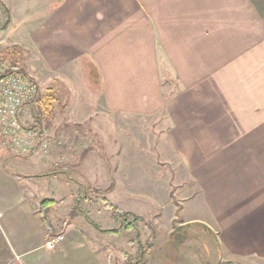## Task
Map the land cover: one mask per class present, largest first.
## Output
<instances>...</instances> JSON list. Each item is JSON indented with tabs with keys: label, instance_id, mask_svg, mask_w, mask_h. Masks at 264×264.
Masks as SVG:
<instances>
[{
	"label": "crops",
	"instance_id": "0c3cea01",
	"mask_svg": "<svg viewBox=\"0 0 264 264\" xmlns=\"http://www.w3.org/2000/svg\"><path fill=\"white\" fill-rule=\"evenodd\" d=\"M5 4L11 21L0 30V51L20 45L22 63L30 54L31 72L26 71L39 85L41 106L57 99L43 94L42 86L74 89L95 71L96 85H87L101 93V112L151 117L154 124L164 120L157 151L167 167L177 164L198 189L184 198L182 231L173 239L150 234L144 249L140 243L134 247L131 264H219L222 258L264 264V0ZM0 62V72L5 63L11 65L1 54ZM170 79L173 92L165 90ZM30 104L20 112L25 126ZM74 131L81 133L72 127L51 132L46 152L38 146L27 155L3 147L0 133V264H109L103 231L80 215L60 229L52 216L58 209L66 210L61 216L70 213L74 197L80 198L74 191L91 153L98 154L94 175L106 167L96 148L70 141ZM55 133L65 137L64 144ZM131 147L115 157L121 160L114 185L120 201L143 193L125 163L135 159ZM42 199L54 200L47 214L56 233L64 235L54 249L43 246L56 233L44 226ZM134 206L128 208L139 213ZM145 214L160 217L153 210ZM111 220L109 229L116 227L114 216ZM128 231L136 234L134 228ZM111 233L122 252L121 230Z\"/></svg>",
	"mask_w": 264,
	"mask_h": 264
},
{
	"label": "rangeland",
	"instance_id": "374dc122",
	"mask_svg": "<svg viewBox=\"0 0 264 264\" xmlns=\"http://www.w3.org/2000/svg\"><path fill=\"white\" fill-rule=\"evenodd\" d=\"M4 2L10 5H18L19 0H4ZM4 19H6V13L0 4V22ZM29 56L30 54L26 53V60L23 63L21 62V67L30 71L31 58ZM1 65L2 62H0ZM3 66L4 71L6 69L5 66L10 67L7 63ZM95 73V71L91 73L93 78H95ZM91 76L86 74V83L79 77L81 80L79 83H83L74 89L71 86L60 84H53L52 87L50 84L42 86L43 94L49 97H56L57 99H46L43 106L37 102L38 100L30 104L31 119L26 126H33L38 123H41L44 127L46 126V131L43 133L47 134L46 136L51 143H53L51 132L70 127L80 130L81 133L79 134L74 131L75 135L72 136V140L70 141L87 144L90 149L96 148L102 156H105L106 167L103 168V174L96 172L94 175L93 172L99 169V166H97L98 154L91 153L94 156L91 159L90 167L85 171L86 174L83 175V179L81 178L82 183L79 186V190L75 189L74 191V195H78L80 198L74 197L75 206L70 213L61 216L66 210L58 209L55 210L56 212H53L52 216L56 218L54 220L60 229L76 217V215L82 216L80 219L84 222L86 220H92L100 227L109 229L108 227L114 226V221L111 220L113 216L116 222L115 226L117 227L119 225L113 206H117L124 212H129L130 215L122 216V219L137 223L136 228H134L136 234L128 231V228L121 229L122 252H119L116 246L117 244L115 245L114 243L113 233H102L100 235V241L107 245L104 256L109 264H119L118 260L121 256L123 258L122 264H131V261L126 262L127 259L125 261V256L130 257V260L133 261L135 259L134 249L138 246V243H140L139 249L142 250L144 246L146 247L150 243L152 234L158 240L173 239L182 231L178 223L184 215L181 209L187 204L184 198L196 194L198 189L191 180L184 176L182 168L178 167L177 164H169L167 167V164L164 162L165 157L157 151L160 136H162L159 129H161V132H164L162 130L163 126H165L164 120H158L154 124L155 119L151 117L140 118L124 114L118 117V115H114L108 110L102 113L101 111L104 108H102L101 93L96 91V88L92 87L91 84L87 85V82L96 85ZM168 82L171 85L166 86L165 90L167 92H173L176 89L174 81L170 79ZM36 84L39 89L37 82ZM55 134H58L59 137L62 136L61 133ZM65 141V137L62 136L58 143L64 144ZM129 146H132V152L129 153H134L135 159L126 160L125 163L127 168H130L139 178L138 189L143 191V193H139L140 195L136 199H122L120 201V199H115L114 185L116 181L115 171H118L120 168L121 160L119 158L115 159V157L122 149H129ZM93 161L95 163H92ZM69 169L72 171L75 170ZM75 176L78 175L75 174ZM147 191L152 193L154 197L147 199L150 196V193H148L149 196L146 195ZM51 204L47 203L44 206V213L49 223L51 221L47 213ZM109 204L113 206H109ZM130 205H135L134 207L139 213H135L129 209L128 207ZM152 210L154 213L160 212L158 219L155 215L145 214ZM140 212H144V214H140ZM134 214L137 220H133ZM90 224L94 230H99L92 223ZM152 225L157 230L153 231L151 229L153 228ZM79 229L81 230V228ZM51 232L53 234L56 233L53 225ZM144 240L148 241V243H144ZM170 257L172 258L173 254ZM228 263L237 264L234 260L225 258H222L221 262H219V264Z\"/></svg>",
	"mask_w": 264,
	"mask_h": 264
},
{
	"label": "built area",
	"instance_id": "2783aa9c",
	"mask_svg": "<svg viewBox=\"0 0 264 264\" xmlns=\"http://www.w3.org/2000/svg\"><path fill=\"white\" fill-rule=\"evenodd\" d=\"M37 90L36 82L21 74L14 73L0 78L2 146L18 155H27L38 146L46 152L51 144L47 134L25 126L20 119L22 107L36 96ZM63 239L64 235L58 233L46 240L43 246L54 249Z\"/></svg>",
	"mask_w": 264,
	"mask_h": 264
},
{
	"label": "trees",
	"instance_id": "16d2710c",
	"mask_svg": "<svg viewBox=\"0 0 264 264\" xmlns=\"http://www.w3.org/2000/svg\"><path fill=\"white\" fill-rule=\"evenodd\" d=\"M0 4L4 8V11L6 13L5 21L0 24V30H3L6 27H8V25L10 24L11 13H10V9L5 4L4 0H0ZM21 52H22V49H21V47L19 45H13V46L7 47V48H5V49H3L1 51V56L4 59H10L11 65H10V67L7 70H5L2 74H0V78L4 77L6 75H9V74L17 73V74H21L23 76H26V77H29V78L33 79L32 77H30L28 75L27 71L24 68L21 67V60H22ZM39 98H40V93H39V89H38L36 96L32 100L28 101L26 104L33 103V102L37 101ZM29 128H32V129L37 128L40 131H42L41 123H38V124L33 125V126H29ZM53 201L54 200H52V199H44L41 202V208H40L41 218H42V221H43L44 226H45L47 231H52V225H51V223H49L47 221V218H46L45 213H44V206L47 203H53ZM109 206H113V205L109 204ZM113 208H114V211L116 212L117 219L119 221V225L117 227L111 228V229H104V228L100 227L98 224H96L95 222H93L92 220H89L90 223H92L97 229H99V230H101L103 232H118L122 228H128V229L132 228V227L136 228V226H137L136 222H134V221L133 222H128L125 219L124 220L122 219V216L130 215L129 212H124L123 210H121L117 206H113ZM135 216L136 215L134 214L133 215V217H134L133 220H137V217H135ZM123 221H124V224H123ZM126 259H127V261H126ZM125 261L126 262L131 261L130 257L125 256Z\"/></svg>",
	"mask_w": 264,
	"mask_h": 264
}]
</instances>
